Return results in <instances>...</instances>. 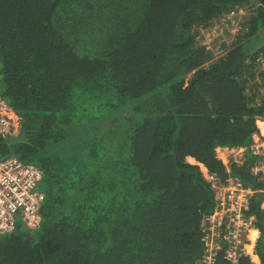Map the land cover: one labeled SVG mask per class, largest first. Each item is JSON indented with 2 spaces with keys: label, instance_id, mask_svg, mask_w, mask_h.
I'll return each instance as SVG.
<instances>
[{
  "label": "trees",
  "instance_id": "1",
  "mask_svg": "<svg viewBox=\"0 0 264 264\" xmlns=\"http://www.w3.org/2000/svg\"><path fill=\"white\" fill-rule=\"evenodd\" d=\"M242 7L252 14L220 49L201 43ZM261 86L264 0H0V91L22 118L0 157L40 167L44 194L38 229L0 234V264L196 262L215 196L189 159L261 187ZM241 146L229 170L218 151Z\"/></svg>",
  "mask_w": 264,
  "mask_h": 264
},
{
  "label": "built area",
  "instance_id": "2",
  "mask_svg": "<svg viewBox=\"0 0 264 264\" xmlns=\"http://www.w3.org/2000/svg\"><path fill=\"white\" fill-rule=\"evenodd\" d=\"M238 13L226 17L233 19ZM21 129L20 114L0 91V134L18 135ZM259 129L253 135L249 147L251 154L256 157L251 174L260 183L259 189L245 185L236 176L221 179L204 164L195 162L200 165L211 185L215 204L212 212L202 221V256L192 264H218L220 258L233 264L247 258L254 264L262 262L257 252L260 230L251 209L255 194L260 192L264 196V128L259 126ZM223 149L231 150V162L240 164L244 161L247 147ZM222 160L226 166L229 164L225 159ZM42 179L43 170L37 165L24 163L14 156L0 157V234L12 232L20 222L29 229L41 226L40 210L44 194L38 185ZM262 207L264 209V201Z\"/></svg>",
  "mask_w": 264,
  "mask_h": 264
},
{
  "label": "rangeland",
  "instance_id": "3",
  "mask_svg": "<svg viewBox=\"0 0 264 264\" xmlns=\"http://www.w3.org/2000/svg\"><path fill=\"white\" fill-rule=\"evenodd\" d=\"M251 9L252 8L242 7L239 9L237 19L236 18L229 19L228 17H226L224 20L219 21L221 24L215 25L213 23L211 26H209L206 29L201 28L200 29L201 33L199 36L201 43L206 44L209 48L220 49L223 43H226L227 41L231 39L232 35L234 34L233 32L238 31L241 28L242 26L241 21L243 22L244 20H247L249 18L253 10ZM219 51H217L218 55H220ZM191 77H192V74H189L186 77L184 81L185 85L189 83ZM257 85H260V84H257ZM257 90H258V93H261L263 92L264 88L261 86L260 88H257ZM256 123L258 126L264 128V117L257 116ZM226 150L223 148H220L218 151V154L220 155L221 158L225 159L229 163L227 166L228 168H230V166L232 165L231 164L232 162L230 160H232L233 154H231V150H228V151ZM189 161L192 163L196 162L194 158L189 159ZM18 220H20L19 217H18ZM20 224H24V223L20 222Z\"/></svg>",
  "mask_w": 264,
  "mask_h": 264
},
{
  "label": "crops",
  "instance_id": "4",
  "mask_svg": "<svg viewBox=\"0 0 264 264\" xmlns=\"http://www.w3.org/2000/svg\"><path fill=\"white\" fill-rule=\"evenodd\" d=\"M190 159H192V158H190Z\"/></svg>",
  "mask_w": 264,
  "mask_h": 264
}]
</instances>
